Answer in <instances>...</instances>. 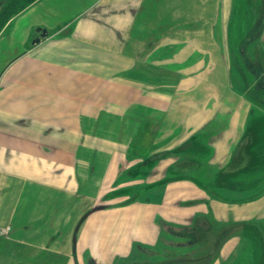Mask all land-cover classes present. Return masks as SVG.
Instances as JSON below:
<instances>
[{
	"label": "crops",
	"instance_id": "0c3cea01",
	"mask_svg": "<svg viewBox=\"0 0 264 264\" xmlns=\"http://www.w3.org/2000/svg\"><path fill=\"white\" fill-rule=\"evenodd\" d=\"M235 2L37 0L9 20L0 32V264H137L158 257L175 224L188 232L210 225L209 209L218 220L230 213L213 187L248 169L247 144L264 119L241 87L252 84L255 61L264 83V15L255 8L242 22ZM199 133L219 164L214 183L202 184L219 207L202 198L193 211L176 209L183 196L167 195L88 209L100 184L116 186L145 156L147 169L174 159L159 168L168 176L177 160L169 151ZM261 196L247 203L246 222L264 218Z\"/></svg>",
	"mask_w": 264,
	"mask_h": 264
},
{
	"label": "rangeland",
	"instance_id": "374dc122",
	"mask_svg": "<svg viewBox=\"0 0 264 264\" xmlns=\"http://www.w3.org/2000/svg\"><path fill=\"white\" fill-rule=\"evenodd\" d=\"M8 2L9 0H0V15L1 11L2 13L5 11ZM235 4L239 8L238 17L242 22L243 20L246 21L245 18L250 15L251 12H255V5L253 3L251 4V0H236ZM246 7L248 8V11ZM12 18L13 17L11 16L10 18L7 17L4 20H0V29L2 27L4 28ZM1 21L4 22L2 23ZM223 30L227 31L226 27H224ZM245 31H247L246 26L242 32L240 29L239 35H244ZM238 46H240V44ZM239 62L243 64V62ZM254 67V69L257 70L260 69L258 68L259 66L254 65ZM240 68L242 67L240 66ZM254 69L252 71L253 78H250L252 84H244L243 81H241L240 83H243L244 86H241L240 83H238V89L241 91L243 90V87L248 88L247 96H250L249 98H251L253 103L256 104V107L252 110V114L255 113L258 117H264V88L259 87V83L262 81V78L257 77V70L253 73L255 71ZM241 73H243L242 70H239L238 75H241ZM239 78L242 77L240 76ZM240 86L242 88H240ZM192 102L193 101H191V103ZM214 132L215 131L212 130V134ZM254 134L255 136L252 135L254 136V142L250 145L251 147L247 146L246 148L247 152L251 153V158L253 160L251 167L252 165L255 167H253V173H247L249 170L245 169L236 173H230L231 171H229L227 176L224 177L226 179L222 182L223 186L221 187L215 185V189L213 187L215 192H213L211 187H208L207 185V187H202L204 182L213 180V176L219 170L217 168L219 164L216 165L211 163L214 156L213 142H211V139L207 138L206 146L203 150L204 154L202 153V156L197 155L195 157L190 155V159H193L201 165L199 171L191 173L189 172V169L175 168L170 169L167 176V173L165 175V170L163 169V171L159 168L168 165V163H170V161H174V159L169 160V162L166 161V164H157L153 168L148 167L147 169L144 165H142L146 159L145 156L141 160L137 161L135 164V166H137L136 169H133L132 167L133 170L131 172L120 173L118 175L116 186L114 185L115 183L111 187L108 186V183L105 185L100 184V189H96L93 193V203H89L91 205L88 209L90 211L95 208L97 209L99 207L98 203L100 200H103L105 203L109 202L107 204L101 203L104 206L110 207L124 206L127 203L137 200L145 202L148 198H153L152 200L161 203L167 195L184 197H180L181 200L174 203L175 206H173L174 204L172 205V207L176 209H178V206H190V209L193 211L192 208L198 206L197 204L201 203L199 200H202V198H205V200H207V204L210 206L219 207L220 204L218 202L210 201L213 200L210 199L212 195L207 194L206 192L208 190H212L214 197L216 199L223 200L224 208L230 210V213H225V215L224 213L222 214L223 220L216 219L215 215L212 214L214 211L209 209V214L206 216V219L207 217L208 219L206 221H208L210 225H198L197 221L196 225L191 229H187L190 231L186 232L183 228H181L182 226H177L175 224V226H173L175 229L168 231L165 230L161 234L163 239L161 238V243H159L160 250L159 253H157L158 257L155 255L156 257L152 260H147L144 257L137 260V264L140 262L142 264H161L162 261L172 259H176V262L178 263L186 262L189 264H264V218H262L260 222L256 220L246 222L247 220H245V218L248 217L247 207L250 209L251 206H247V203L249 204L253 201H257L259 198L261 199V193L264 191V119L255 126ZM155 135L157 136L156 132L154 134L149 133L147 139L143 141L139 150L141 151V148L143 149L146 145V149L151 147L154 140L157 138ZM252 136H250L251 139ZM133 141L134 138L128 140V142H130L128 144V148L129 146L132 147ZM159 144V146L162 145L161 142ZM127 151L130 152V149H127ZM252 151L256 153V155H259L256 156L258 157L256 160H254ZM131 153L132 152H130V154ZM136 154L137 152H133V156H130L132 157V161L138 159V154ZM213 168H217V170L212 171L211 169ZM152 169V173L154 174L150 173ZM193 175L194 177H192ZM190 176L192 178H190ZM181 180H189L195 187L192 185L193 187L188 188L184 187V184L177 183ZM210 182L214 183V180ZM173 183H175V185H173ZM103 195H105L107 199H114H111V202L109 200H105V198L101 199ZM97 200L99 201L97 202ZM255 207H259V204ZM237 212H239L238 215ZM247 226L249 227L248 230H246ZM253 227H256V232L251 229ZM258 229L259 231H257ZM224 242H227L228 245L226 251L222 253L220 250ZM143 249L144 251H150V248L147 245H144ZM153 253H156V251H153ZM89 262L92 263L93 261H87L86 263L88 264Z\"/></svg>",
	"mask_w": 264,
	"mask_h": 264
},
{
	"label": "flooded vegetation",
	"instance_id": "af4514ba",
	"mask_svg": "<svg viewBox=\"0 0 264 264\" xmlns=\"http://www.w3.org/2000/svg\"><path fill=\"white\" fill-rule=\"evenodd\" d=\"M255 5V8L257 10V14L259 15V17L262 19L263 15H264V0H251V4ZM256 29H254L250 35H253L255 33ZM253 39H251L250 41H252ZM248 42H246V39H243V41L240 43V48H245V50L247 49L248 46ZM243 54H246L243 53ZM246 60H248V56L245 55ZM249 61V60H248ZM254 65H258L259 63L258 61L255 62H251ZM259 87L264 88V83H259ZM209 139V135L204 133H199V134H195L193 135L191 138L187 139V141H185L182 145H180L179 147H176L174 150H170V157H174L176 158V163H174V165L171 166L170 169H177V168H183V169H190V170H194V171H199V169L201 168V165L198 164L196 161H194L193 159H190V155L195 156H202V153L204 154V149L206 146V139ZM250 142V141H249ZM248 142L247 145H251Z\"/></svg>",
	"mask_w": 264,
	"mask_h": 264
},
{
	"label": "trees",
	"instance_id": "16d2710c",
	"mask_svg": "<svg viewBox=\"0 0 264 264\" xmlns=\"http://www.w3.org/2000/svg\"><path fill=\"white\" fill-rule=\"evenodd\" d=\"M35 1H37V0H9L5 11H3V13L1 11L0 20H4L7 17L10 18L11 16L14 17V16L18 15L26 7H28L29 5H31ZM1 22L3 23L4 21H1ZM2 28L0 29V31L2 30ZM260 122H258V123H260ZM252 155L254 156V160H256L258 158L256 156H259V155H256V153H254L253 151H252ZM251 164H252V161H251L248 169H245V170H249L247 173H250V172L253 173L252 170H254L253 169L254 166L252 165V167H251ZM248 229H249V227L247 226L246 230H248ZM251 229L254 230V232H256V227H253ZM257 231H259V229Z\"/></svg>",
	"mask_w": 264,
	"mask_h": 264
},
{
	"label": "water",
	"instance_id": "95a60500",
	"mask_svg": "<svg viewBox=\"0 0 264 264\" xmlns=\"http://www.w3.org/2000/svg\"><path fill=\"white\" fill-rule=\"evenodd\" d=\"M46 35V31L45 30H43L42 31V37H44ZM40 42V38H38V39H36L34 42H33V44H35V43H39ZM157 158V157H156Z\"/></svg>",
	"mask_w": 264,
	"mask_h": 264
}]
</instances>
